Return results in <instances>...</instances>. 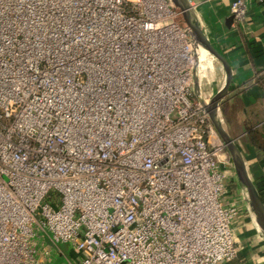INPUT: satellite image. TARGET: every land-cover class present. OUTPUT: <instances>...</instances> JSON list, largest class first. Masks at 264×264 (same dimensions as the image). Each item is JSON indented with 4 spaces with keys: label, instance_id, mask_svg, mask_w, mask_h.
Returning <instances> with one entry per match:
<instances>
[{
    "label": "built area",
    "instance_id": "built-area-1",
    "mask_svg": "<svg viewBox=\"0 0 264 264\" xmlns=\"http://www.w3.org/2000/svg\"><path fill=\"white\" fill-rule=\"evenodd\" d=\"M203 71L171 0H0V264L237 259Z\"/></svg>",
    "mask_w": 264,
    "mask_h": 264
},
{
    "label": "crops",
    "instance_id": "crops-1",
    "mask_svg": "<svg viewBox=\"0 0 264 264\" xmlns=\"http://www.w3.org/2000/svg\"><path fill=\"white\" fill-rule=\"evenodd\" d=\"M212 44L227 58L233 78L228 94L222 100L221 119L225 128L236 139L248 170L256 182H264V0H250L249 13L244 23L228 25L233 0H189ZM216 74L200 79L201 93L209 99L225 83L222 63ZM211 72V71H210ZM256 132V133H255ZM257 135L258 144L254 142ZM230 198L240 209L236 235L240 246L237 259L229 264H264V240L249 211L237 183ZM230 192V191H229ZM61 254L53 264H68L74 251L67 243L59 245ZM69 255V256H68ZM67 256V257H66Z\"/></svg>",
    "mask_w": 264,
    "mask_h": 264
},
{
    "label": "water",
    "instance_id": "water-1",
    "mask_svg": "<svg viewBox=\"0 0 264 264\" xmlns=\"http://www.w3.org/2000/svg\"><path fill=\"white\" fill-rule=\"evenodd\" d=\"M171 3L179 10L183 22L190 32L193 45L197 48L204 49L208 55L216 58L224 67L226 79L223 87L209 99L202 97L200 99L231 158L237 183L243 193L261 237L264 240V201L262 195L248 170V166L236 139L225 128L220 116L222 100L228 94L233 78L231 65L227 58L212 44L205 34L201 21L191 2L189 0H171ZM233 21H235L234 13L227 19L228 25ZM195 87L198 90V80L195 82Z\"/></svg>",
    "mask_w": 264,
    "mask_h": 264
},
{
    "label": "rangeland",
    "instance_id": "rangeland-1",
    "mask_svg": "<svg viewBox=\"0 0 264 264\" xmlns=\"http://www.w3.org/2000/svg\"><path fill=\"white\" fill-rule=\"evenodd\" d=\"M203 64H204V71L201 74V78L206 77V76L203 75L204 73H207V77L208 78L210 77L209 73H211V76L213 77V75L217 73L216 72V68L220 69V67H221L220 66L221 64L219 63V61L216 58L212 57L211 55H208L206 57V59L203 61ZM201 78L199 77V79H198V90L200 89V92L202 91L201 90V85H200V79ZM201 95H202V93H201ZM203 98H204V96H203ZM235 188H236V186L234 184L230 185L229 186V191L230 192H227V194L230 196L231 193L234 192Z\"/></svg>",
    "mask_w": 264,
    "mask_h": 264
},
{
    "label": "trees",
    "instance_id": "trees-1",
    "mask_svg": "<svg viewBox=\"0 0 264 264\" xmlns=\"http://www.w3.org/2000/svg\"><path fill=\"white\" fill-rule=\"evenodd\" d=\"M262 130H263L262 134H263V137H264V125L262 127ZM253 139H254V142L256 144H258V140H257V135L256 134L254 135ZM255 183H256L257 188L260 191V193L262 195V198H263V201H264V182L262 183V182H260V181L257 180Z\"/></svg>",
    "mask_w": 264,
    "mask_h": 264
},
{
    "label": "bare ground",
    "instance_id": "bare-ground-1",
    "mask_svg": "<svg viewBox=\"0 0 264 264\" xmlns=\"http://www.w3.org/2000/svg\"><path fill=\"white\" fill-rule=\"evenodd\" d=\"M198 51V57L201 61H204L206 57L208 56L207 52L202 48H197ZM201 78V76H200Z\"/></svg>",
    "mask_w": 264,
    "mask_h": 264
}]
</instances>
